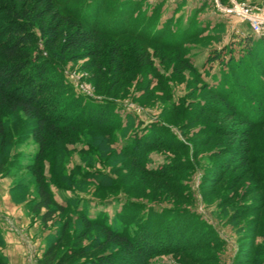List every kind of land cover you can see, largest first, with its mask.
<instances>
[{
    "label": "trees",
    "instance_id": "obj_1",
    "mask_svg": "<svg viewBox=\"0 0 264 264\" xmlns=\"http://www.w3.org/2000/svg\"><path fill=\"white\" fill-rule=\"evenodd\" d=\"M107 1L0 0V174L18 177L11 187L16 202H26L30 181H33L36 195L26 204L34 214L45 209L41 216L45 223L51 220L63 223L48 236L44 264H150L156 255L171 252L185 253L194 264H221L218 251L223 241L204 219L187 207H163L160 211L148 207L145 217L141 214L139 221L137 217L146 204L127 199L125 205L130 216L121 227L109 222L104 213L91 216L89 205L81 203L86 198L78 193L87 192V187L80 181L92 183L96 190L127 192L117 173L128 166L139 168L145 176L154 179L170 177L174 189L182 195L187 187L178 176L193 167L188 151L181 153L186 150V144L172 138L171 129L161 118L144 130L145 133L139 134L138 128L131 134L130 129L137 125L135 118L131 113L123 117L117 100L107 98L121 95L116 89L119 85L127 91L139 72L143 74L145 88L149 89L145 81L151 82L146 78L150 71L146 68L150 63L145 60L149 57L146 49L131 46L120 38L132 36L180 52L181 41L172 40L168 35L171 20L158 29V8L151 17L143 14L139 19L122 6L130 4L134 11L140 0H114L108 7ZM220 1L230 4V0ZM204 8L205 5H201L196 11ZM134 22L147 23L150 28H135ZM194 33L195 29L188 35ZM242 43L245 51L239 58H235L232 45L214 51L209 57V61L221 60L223 75L216 85L204 82L202 88L212 98L202 103L197 100L194 104L201 105L206 112L241 117L244 126L225 129L215 124L213 128L204 125L197 134L207 135V138L197 146L220 136L241 138L242 151L233 154L239 161L237 165L248 167L256 184L249 188V193L247 190L241 195V199H250L251 203L239 205L229 217V221L234 222L245 213H254L252 225L240 228L243 237L235 264H264V35H249ZM226 52L229 57L225 61ZM85 56L92 58L93 84L105 99L77 96L66 85L63 75L66 62ZM176 56L179 66L174 67L178 74L185 66L193 68L190 60ZM160 58L167 57L162 54ZM153 73L160 82L163 74L157 68ZM29 118L34 120L30 125L33 128L26 132L28 125L23 123ZM183 125L191 126L192 121H184ZM255 129L259 136L253 138L251 132ZM30 137L39 147L28 159L18 148ZM119 139L124 140L122 146H112ZM77 144L83 145L78 151L87 166L83 169L76 165L82 170L80 181L72 170L68 171L63 160L67 153L76 150ZM158 149L175 152V156L160 166L148 167V154ZM210 152L209 158L232 154L231 148L226 146ZM197 154L195 151V157ZM47 160L50 162L48 174ZM98 163L102 169L97 168ZM231 165L218 162L212 172L205 174L204 195L207 183L221 180ZM108 166L110 170L106 171ZM23 172L28 176H21ZM152 184L156 188V184ZM53 187L70 189L75 196H67L61 203ZM224 201H220L221 206ZM57 212L60 216L55 218ZM73 213L78 215L75 222L71 217ZM132 223L136 225L132 227ZM74 225H82L80 235L90 237L89 244L73 242L68 251L58 254L59 246L71 240ZM6 245L0 224V264H10L4 252Z\"/></svg>",
    "mask_w": 264,
    "mask_h": 264
},
{
    "label": "rangeland",
    "instance_id": "obj_2",
    "mask_svg": "<svg viewBox=\"0 0 264 264\" xmlns=\"http://www.w3.org/2000/svg\"><path fill=\"white\" fill-rule=\"evenodd\" d=\"M113 1L108 0L107 7L113 4ZM229 3L223 4L220 1L218 6L216 0H140L137 2V9L134 11H132L130 4L122 6L123 9L130 10V13H134L135 17H139V19L143 14L151 17L158 8L156 16L160 17V21L157 28L162 29L163 24L170 19L168 35L172 40L181 41L179 52L167 50L152 41L141 40L132 36L121 37V40H125L131 46L136 45L146 49L149 57L145 60L151 63V68L150 63L145 65L146 68L150 69L146 73L148 75L146 78L151 79V82L149 84L145 81L149 89L145 88L143 74L139 72L130 83L127 91L119 85L116 89L120 90L121 95L117 97L111 95L107 98L117 100L118 109L123 117L127 113H131L135 118L137 125L133 129L131 128L129 133L133 134L132 132L136 131L133 130L138 128L139 134L145 133L144 130L147 131L153 122L161 118L163 123L168 124L171 129L172 138L186 144V150L181 153L185 154L184 152L187 153L188 151L193 167L188 171H186L187 169L183 170L178 176L182 180L181 183L187 187L184 194L180 195L176 192L170 177L154 179L145 176L139 168L136 169L133 166L125 167L117 173L123 180L127 192L116 189L96 190L92 183L80 181L82 170L78 169L76 165H81L83 169L87 168L82 154L78 151L83 145H70V148L74 146L76 150L63 157L68 171L72 170L80 184L87 187V192L79 191L78 194L86 198V201H81V203L89 205L91 216L104 213L108 215L109 222L122 227L127 216H130L125 205L127 199L146 204L140 211V217H137L139 221L141 214L145 217L149 210L148 207L153 206L159 211L163 207H187L204 219L212 227L216 237L218 238L219 235L223 241L222 249L218 251L221 264H235L239 243L242 244L240 239L243 237L240 228L245 225H252L250 221L253 219V211L245 213L234 222L229 221V217L239 205L245 202L246 204L251 203L250 199H241V195L245 194L247 190L249 191L246 193H249L251 191L249 188L252 185L255 186L256 183H254L246 165H237L239 161L233 154V152L237 153L238 150L242 151L241 138L233 139L228 135L220 136L210 139L207 144L197 146L198 142L207 138V135L197 134L204 125L208 126L207 128H213L211 126L214 124L225 129L243 128L244 123L240 119L241 117L206 112L203 111L204 108L201 105L194 103L197 100L202 103L208 98L211 99L212 97L208 96L202 86L204 82L216 85L223 75L221 60H208L211 55L215 54L214 51H222L226 45H232L235 58H239L245 51L242 43L244 38L249 35L255 37L264 35V29L259 33L255 32L248 17L241 14L238 9L244 4V6L253 9L254 15H258L264 20V0H230ZM201 5H205V8L197 12L196 10ZM132 26L150 28L147 23L139 22H134ZM193 29H195V33L188 35ZM185 34H187L186 37L182 38L181 36ZM162 54L166 55L165 60L160 58ZM176 55L190 60L194 69L185 66L182 72L178 74L174 67L178 68L179 66ZM223 55L225 61L228 60L229 53L226 52ZM91 59L90 56H85L69 59L66 62L63 71L66 85L72 88L77 96L89 95L92 98L105 99L106 97L99 94L93 84ZM146 62L144 61V63ZM155 68L163 74L160 82L153 73ZM222 68H225L224 64ZM196 114L200 115L197 116ZM184 121H192V125H183ZM33 123L34 120L31 118L25 120L23 125H28L25 128L26 132L32 130L33 126L30 125ZM262 129L264 130V126ZM251 134L253 138L259 136L257 129L253 130ZM123 142V139H119L112 146L120 148ZM224 146L231 148L232 154L209 158L210 150ZM38 147V143L30 137L25 139L18 149L25 155V158L29 159L30 154H33ZM195 151L198 152L196 157ZM174 153L166 149L152 150L148 154L146 165L148 167L160 166L170 161L175 156ZM215 162L226 164V166L228 163H232V165L224 177L215 183H207L208 179L205 178L208 185L205 187L206 195H204L202 191L203 178L207 172H212L217 167ZM46 168L48 174L50 168L48 160L46 161ZM97 168L102 169V166L98 163ZM109 170L110 167L108 166L106 171ZM126 172L130 174L128 175ZM218 172H216L217 175ZM124 174H126L125 177ZM21 176L27 177L28 173L23 172ZM17 179V176L0 174V224L7 242L4 252L9 258L10 264H44V252L48 246V236L55 233L63 223L61 221L56 223L54 220L45 223L41 217L45 209L40 214H34L32 208L26 204L36 195L33 181H30V193L26 196V202H16L12 198L11 187L17 182ZM151 182L156 184V188L153 187V184L151 185ZM53 190L57 200L61 203L65 202L67 196H75V193L70 189L58 190L53 187ZM255 193L258 194L257 191ZM151 194L155 198H152ZM230 195L233 196L228 197ZM222 199L225 201L221 206L220 201ZM58 216H60L59 212L54 217L57 218ZM77 216L73 213L71 216L73 222ZM131 225L134 227L136 224L132 223ZM81 228L82 225L72 227L70 231L71 240H66L59 246L56 251L58 254L68 251L73 242H76V245L89 244L90 237H81ZM150 264L194 263L185 253L174 254L171 252L156 255L150 260ZM206 264H210V262Z\"/></svg>",
    "mask_w": 264,
    "mask_h": 264
},
{
    "label": "built area",
    "instance_id": "obj_3",
    "mask_svg": "<svg viewBox=\"0 0 264 264\" xmlns=\"http://www.w3.org/2000/svg\"><path fill=\"white\" fill-rule=\"evenodd\" d=\"M216 1H218V6H219L220 0H216ZM239 7H240L239 12L241 14H243L244 16L248 17V19L250 20V23H251V26H252L253 30L255 32H258V33L263 31V29H264V26H263L264 20L262 18H260L258 15H256V14L254 15L253 14L254 13L253 9L244 6V4H242V6H239Z\"/></svg>",
    "mask_w": 264,
    "mask_h": 264
},
{
    "label": "bare ground",
    "instance_id": "obj_4",
    "mask_svg": "<svg viewBox=\"0 0 264 264\" xmlns=\"http://www.w3.org/2000/svg\"><path fill=\"white\" fill-rule=\"evenodd\" d=\"M238 9L240 10V7Z\"/></svg>",
    "mask_w": 264,
    "mask_h": 264
}]
</instances>
